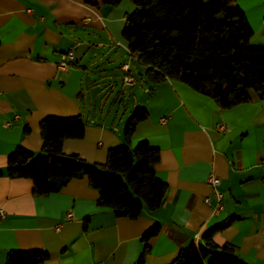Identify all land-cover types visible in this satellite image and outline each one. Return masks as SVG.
Returning a JSON list of instances; mask_svg holds the SVG:
<instances>
[{
	"label": "crops",
	"instance_id": "1",
	"mask_svg": "<svg viewBox=\"0 0 264 264\" xmlns=\"http://www.w3.org/2000/svg\"><path fill=\"white\" fill-rule=\"evenodd\" d=\"M233 3L252 30L249 44L264 47V0ZM134 7L131 0H0V264L9 250L30 249L47 251L43 264H136L144 245L142 264H169L179 248L191 241L203 245L202 233L226 220L211 236L217 248L229 244L246 264H264V87L261 95L250 90L248 101L220 108L184 82H150L121 36ZM71 48L70 66L58 69L59 55ZM111 61H117L122 86H128L121 82L122 64L140 75L131 95L146 117L129 143L145 140L158 149L154 174L167 186L159 208L143 207L134 218L98 206L85 177L35 195L29 178L5 173L6 156L16 146L40 152L39 120L47 115H79L84 122L82 137L63 140L65 155L104 163L107 150L123 143V125H114L119 107L113 109L123 92L103 67ZM96 64L101 67L94 75ZM210 173L222 192L216 213L203 201L211 195ZM153 224L159 230L144 242L141 235Z\"/></svg>",
	"mask_w": 264,
	"mask_h": 264
},
{
	"label": "trees",
	"instance_id": "2",
	"mask_svg": "<svg viewBox=\"0 0 264 264\" xmlns=\"http://www.w3.org/2000/svg\"><path fill=\"white\" fill-rule=\"evenodd\" d=\"M120 1L101 0L106 5ZM131 1L135 7L125 15L121 36L144 68L147 80L184 82L210 96L220 108L248 101L250 90L262 94L264 47L249 44L252 30L233 0ZM145 117L146 109L134 106L122 127L123 143L107 150L104 163H88L61 150L64 139L82 137V118L44 116L39 120L40 152L16 146L6 156L5 173L29 178L35 195H48L71 178L85 177L97 191V205L109 207L115 216L134 218L143 207L154 211L162 204L167 188L154 174L158 149L145 140L134 146L129 143L136 124ZM227 223L206 229L203 245L191 241L179 248L169 264H246L231 245L217 248L212 242V233ZM158 230V224L151 225L141 239L146 242ZM147 252L144 245L136 264L143 263ZM47 257L43 249L9 250L4 264H43Z\"/></svg>",
	"mask_w": 264,
	"mask_h": 264
},
{
	"label": "built area",
	"instance_id": "3",
	"mask_svg": "<svg viewBox=\"0 0 264 264\" xmlns=\"http://www.w3.org/2000/svg\"><path fill=\"white\" fill-rule=\"evenodd\" d=\"M86 20V18H84ZM73 58V49L63 52L59 55V59L57 61V68L58 69H66L70 66V61ZM120 70L122 71L121 82L124 85H132L136 82L135 75L129 70L128 64L124 63L120 66ZM160 122L164 123L165 118H160ZM6 125L9 124V121L5 122ZM226 129L224 124H217L216 130L220 132H224ZM260 165L264 169V159L261 160ZM264 181V176H263ZM207 182L211 188V195L204 196L203 201L206 203L210 208L212 213L218 212L222 208V192L219 190V178L213 175L212 173L209 174L207 177ZM4 212L0 209V218H2ZM72 215L71 213L66 214V219L70 218ZM93 264H103L101 261L94 262Z\"/></svg>",
	"mask_w": 264,
	"mask_h": 264
},
{
	"label": "rangeland",
	"instance_id": "4",
	"mask_svg": "<svg viewBox=\"0 0 264 264\" xmlns=\"http://www.w3.org/2000/svg\"><path fill=\"white\" fill-rule=\"evenodd\" d=\"M128 56L129 55L127 53H124V55L121 57V59L123 61L127 60ZM132 63L134 65H136V67H137V63L136 62L132 61ZM116 64H117V61H111V62H108L107 64H105L103 67H105V71L107 73H112L111 77H112L113 81H115L116 88L118 90L120 89L123 92L122 96H121V99H123V102L122 103L120 101L115 102L114 103V108H113L114 110H117V108L119 107L118 111L116 112V117L114 119V125L117 128H121L123 123H124V121H125V119H126V117L129 114V112L134 107L131 93H136L137 89H139L140 87L137 86L135 88V85L122 86L120 84V81H119L120 74L115 69V65ZM100 67H101V64H96V68L93 71L94 75L97 73L96 69H98V68L100 69ZM138 70H140L139 67H138ZM135 77L137 79V82H140V75L138 73H135ZM129 93H130V97H131L130 100H129ZM113 96H114V94L111 93V95L107 99L108 106H109L110 103H112Z\"/></svg>",
	"mask_w": 264,
	"mask_h": 264
}]
</instances>
